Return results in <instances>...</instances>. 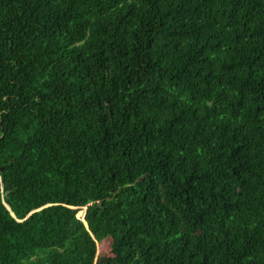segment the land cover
I'll return each instance as SVG.
<instances>
[{
    "label": "trees",
    "instance_id": "1",
    "mask_svg": "<svg viewBox=\"0 0 264 264\" xmlns=\"http://www.w3.org/2000/svg\"><path fill=\"white\" fill-rule=\"evenodd\" d=\"M0 264H264V0H0Z\"/></svg>",
    "mask_w": 264,
    "mask_h": 264
},
{
    "label": "rangeland",
    "instance_id": "2",
    "mask_svg": "<svg viewBox=\"0 0 264 264\" xmlns=\"http://www.w3.org/2000/svg\"><path fill=\"white\" fill-rule=\"evenodd\" d=\"M82 212L77 214V217L81 218ZM109 254L108 242L98 243L96 246V257Z\"/></svg>",
    "mask_w": 264,
    "mask_h": 264
}]
</instances>
